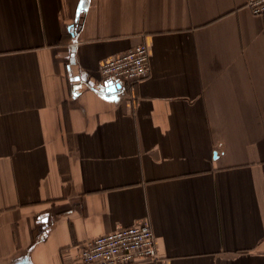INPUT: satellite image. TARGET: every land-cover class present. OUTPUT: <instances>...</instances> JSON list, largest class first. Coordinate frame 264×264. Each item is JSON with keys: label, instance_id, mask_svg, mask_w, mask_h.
<instances>
[{"label": "crops", "instance_id": "0c3cea01", "mask_svg": "<svg viewBox=\"0 0 264 264\" xmlns=\"http://www.w3.org/2000/svg\"><path fill=\"white\" fill-rule=\"evenodd\" d=\"M141 44L148 78L106 92L101 64ZM142 222L138 264H264V16L0 0V264H76Z\"/></svg>", "mask_w": 264, "mask_h": 264}, {"label": "built area", "instance_id": "2783aa9c", "mask_svg": "<svg viewBox=\"0 0 264 264\" xmlns=\"http://www.w3.org/2000/svg\"><path fill=\"white\" fill-rule=\"evenodd\" d=\"M252 16H264V0H245ZM103 84L135 85L149 76V53L138 45L100 66ZM157 259L155 236L147 222L95 237L80 250L76 264H138Z\"/></svg>", "mask_w": 264, "mask_h": 264}, {"label": "water", "instance_id": "95a60500", "mask_svg": "<svg viewBox=\"0 0 264 264\" xmlns=\"http://www.w3.org/2000/svg\"><path fill=\"white\" fill-rule=\"evenodd\" d=\"M79 22L80 21H78L77 24H79ZM70 56H71V60H72L73 54H71ZM103 86H104L106 92H108L110 94L116 93L122 89L121 84L106 83V84H103ZM27 263H28L27 259H24L21 262L16 263V264H27Z\"/></svg>", "mask_w": 264, "mask_h": 264}]
</instances>
